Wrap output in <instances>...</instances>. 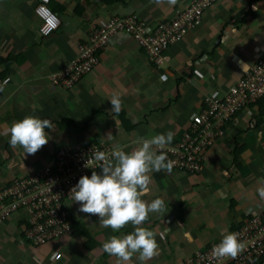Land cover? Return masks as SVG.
Wrapping results in <instances>:
<instances>
[{
  "label": "crops",
  "instance_id": "0c3cea01",
  "mask_svg": "<svg viewBox=\"0 0 264 264\" xmlns=\"http://www.w3.org/2000/svg\"><path fill=\"white\" fill-rule=\"evenodd\" d=\"M37 0H0V188L52 163L59 148L88 142L126 152L139 137L174 133L169 147L187 133L208 97L236 86L264 54V0H218L201 24L170 44L166 62L154 66L126 32L115 33L91 72L71 88L56 87L62 71L85 43L90 26L135 16L153 27L174 18L190 0H50L60 25L50 31L34 13ZM245 65V66H244ZM244 66V67H243ZM118 95L122 110L113 112ZM264 102L245 105L204 154L200 173L172 169L151 173V192L165 213H150L144 227L157 232L159 254L147 264H179L264 213ZM34 115L50 119L48 143L34 155L10 144L11 126ZM102 169L100 170V173ZM71 234L43 245L23 234L25 214L0 222V264H117L103 249L119 232L102 227L99 216L69 201ZM129 264H140L138 254Z\"/></svg>",
  "mask_w": 264,
  "mask_h": 264
},
{
  "label": "built area",
  "instance_id": "2783aa9c",
  "mask_svg": "<svg viewBox=\"0 0 264 264\" xmlns=\"http://www.w3.org/2000/svg\"><path fill=\"white\" fill-rule=\"evenodd\" d=\"M218 0H190L174 18L150 27L135 16L111 19L101 26H90L85 43L78 54L62 71L51 77V83L68 89L76 85L98 63L99 53L106 49L110 38L117 32L129 34L156 67L166 62L165 52L170 44L179 42L191 29L199 26L205 12ZM50 0H37L34 13L50 31L60 25L58 17L49 9ZM264 101V54L259 57L225 94L208 97L196 114L186 133L174 147L164 149L174 161L173 169L200 173L202 156L225 131L226 125L247 104ZM107 145L88 142L59 148L52 163L41 171L16 177L0 188V222L13 213L25 214L24 238L33 245L56 241L73 231V217L67 203L74 201L69 195L79 179L100 173V162L94 160L96 151L111 153ZM90 162L89 167L85 164ZM232 232L246 243V248L236 258L217 259L213 248L222 240L212 242L203 251H196L179 264H258L264 261V215H254Z\"/></svg>",
  "mask_w": 264,
  "mask_h": 264
},
{
  "label": "clouds",
  "instance_id": "9594fccd",
  "mask_svg": "<svg viewBox=\"0 0 264 264\" xmlns=\"http://www.w3.org/2000/svg\"><path fill=\"white\" fill-rule=\"evenodd\" d=\"M168 2L174 5L176 0ZM110 102L111 110L118 114L122 110V99L113 95ZM52 128L50 119L29 115L12 124L9 142L13 147H21L26 155H34L48 143L46 129ZM173 137L171 131L151 138L139 137L135 141L137 147L130 152L123 147L114 148L110 154L96 151L94 160L100 162L98 167L102 172L93 170L90 177L82 176L69 193L74 203L80 204V212L99 216L102 227L119 232L128 224L133 226L131 233L112 235L103 244L104 251L117 258V264H129L136 254L140 264H147L159 254L157 232L143 225L150 213H165V202L162 198L148 201L143 197L151 192V173L172 171L174 161L163 150L171 145ZM89 163L87 160L85 166L89 167ZM258 193L264 200V187L259 188ZM245 248L246 243L239 233L230 232L214 246L213 255L217 259H234Z\"/></svg>",
  "mask_w": 264,
  "mask_h": 264
},
{
  "label": "trees",
  "instance_id": "16d2710c",
  "mask_svg": "<svg viewBox=\"0 0 264 264\" xmlns=\"http://www.w3.org/2000/svg\"><path fill=\"white\" fill-rule=\"evenodd\" d=\"M260 105H261V103H260ZM260 114L262 115V117H264V107L261 105V107H260ZM191 124V123H190ZM229 124V123H228ZM226 125L225 127L227 128L229 125ZM187 133H189V128H188V131H187ZM213 145V144H212ZM212 146H210L208 149H207V151H209L210 150V148H211ZM206 151V152H207ZM206 152H205V154H206ZM202 165H203V162H204V156H202ZM186 172V171H185ZM192 174V173H191ZM194 174V173H193ZM262 215H264V213L262 214ZM73 224H74V222H73ZM72 224V225H73ZM258 264H262L261 262H259Z\"/></svg>",
  "mask_w": 264,
  "mask_h": 264
}]
</instances>
